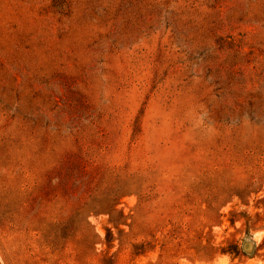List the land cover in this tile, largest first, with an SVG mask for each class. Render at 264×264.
<instances>
[{"label": "rangeland", "instance_id": "obj_1", "mask_svg": "<svg viewBox=\"0 0 264 264\" xmlns=\"http://www.w3.org/2000/svg\"><path fill=\"white\" fill-rule=\"evenodd\" d=\"M0 264H264V0H0Z\"/></svg>", "mask_w": 264, "mask_h": 264}, {"label": "trees", "instance_id": "obj_2", "mask_svg": "<svg viewBox=\"0 0 264 264\" xmlns=\"http://www.w3.org/2000/svg\"><path fill=\"white\" fill-rule=\"evenodd\" d=\"M48 103V102H47ZM75 143H77L78 141H77V139H75V141H74Z\"/></svg>", "mask_w": 264, "mask_h": 264}]
</instances>
